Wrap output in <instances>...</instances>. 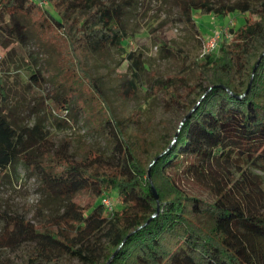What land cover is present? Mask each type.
Masks as SVG:
<instances>
[{
  "label": "trees",
  "instance_id": "obj_1",
  "mask_svg": "<svg viewBox=\"0 0 264 264\" xmlns=\"http://www.w3.org/2000/svg\"><path fill=\"white\" fill-rule=\"evenodd\" d=\"M131 2L0 0L5 47L41 38L42 53L50 54L49 41L58 54L57 71L45 65L43 72H29L54 85L45 108L49 114L56 110V123L67 125L74 94H90L110 111L107 122L118 147L115 158L94 149L76 157L69 140L54 144L44 112L32 124L25 122L2 76L21 65L12 58L14 47L9 48L0 61V178L21 162L37 177L43 196L58 206L43 223L17 213L2 216L0 247L33 242L41 253L57 252L86 264H264V187L260 176L250 172L264 166V0L179 1L180 17L198 35L193 12L225 16L239 11L246 17L203 63L209 76L206 84L191 88L192 105L184 94L185 75L152 77L165 107L188 109L173 139L153 155L145 137L130 132L113 113L101 76L93 70L95 61L132 36L124 20ZM126 57L137 79L142 55L132 50ZM132 75L126 97L135 85ZM59 89L65 92L62 99L56 98ZM219 163L234 165L237 173L226 167L215 172ZM180 170L212 181L214 198L185 190L178 182ZM111 191L121 207L108 217L101 196ZM78 194H86V200ZM105 227L100 244L96 237Z\"/></svg>",
  "mask_w": 264,
  "mask_h": 264
},
{
  "label": "rangeland",
  "instance_id": "obj_2",
  "mask_svg": "<svg viewBox=\"0 0 264 264\" xmlns=\"http://www.w3.org/2000/svg\"><path fill=\"white\" fill-rule=\"evenodd\" d=\"M180 0H132L127 5L125 24L132 36L122 41L119 47L111 49L105 56L95 61L94 73L101 76L102 84L110 99L113 113L123 119L130 132L140 138L145 137L146 146L150 154L160 151L168 141L173 139L179 126L188 115L186 107L164 106L163 95L158 93L152 83L155 74H183L189 79V86L184 90L189 103L193 104L198 84H206L209 71L203 66L217 49L209 52V56L202 54L203 43L215 30L219 28H237L244 23L246 12L234 11L225 16L213 13L200 15L193 12L200 35L187 25L179 14ZM236 0H229L234 2ZM255 2L257 0H247ZM216 3L217 0H210ZM44 6L54 13L49 4ZM34 34V31H32ZM230 37H224L228 39ZM5 35L0 32V61L4 53L12 46V58L21 62L20 68L4 71L2 74L7 84L12 86V95L19 100L17 113L28 124L34 122L36 114L44 112L48 122L46 128L50 131L53 142L58 145L69 140V151L76 157L83 156L89 149L102 152L107 157H117L118 147L112 123L107 122L111 117L106 105L97 100V97L87 93L73 95V102L67 112V125H61L54 120L58 116L55 109L46 110V100L53 96L54 85L44 77L36 79V74H29L35 68L48 65L50 71H57L60 67L58 54L54 46L45 39L50 54L42 53L41 38H31L26 45H16L15 42L4 46ZM134 51L142 55L143 67L138 71L137 79L132 75L133 65L126 57L127 52ZM47 53V52H46ZM208 54V53H207ZM47 61V62H46ZM16 63V65L18 64ZM30 67V69L28 68ZM36 70V69H35ZM1 72V71H0ZM136 80L132 84L129 97L125 92L129 90V80ZM65 92L59 89L56 98L62 99ZM127 95V96H128ZM77 103L80 107L77 106ZM264 100V98H263ZM173 141V140H172ZM151 155V156H152ZM226 165V166H225ZM226 167L235 171L230 164H214L215 172H223ZM179 184L191 194L213 199L212 181L209 179L192 178L184 170L178 171ZM237 173V171H235ZM250 172L258 174L264 187V166L250 168ZM81 201H85L86 194H78ZM113 209L121 207L116 191L109 194ZM57 203H52L44 197L37 177L18 162L10 169L9 175L0 178V228L2 216L15 213L24 216L33 223H43L50 219L49 215L57 209ZM61 206L59 207V209ZM105 214L109 217L110 212ZM98 234L96 242H105V230ZM86 264L76 257L60 255L57 252L41 253L33 242H25L17 247H0V264Z\"/></svg>",
  "mask_w": 264,
  "mask_h": 264
},
{
  "label": "built area",
  "instance_id": "obj_3",
  "mask_svg": "<svg viewBox=\"0 0 264 264\" xmlns=\"http://www.w3.org/2000/svg\"><path fill=\"white\" fill-rule=\"evenodd\" d=\"M229 35V30L226 28H219L218 30H215L213 34L203 43L202 54H207L214 49H217L222 39ZM101 203L105 206L106 211L111 213L113 205L109 194H103L101 196Z\"/></svg>",
  "mask_w": 264,
  "mask_h": 264
},
{
  "label": "water",
  "instance_id": "obj_4",
  "mask_svg": "<svg viewBox=\"0 0 264 264\" xmlns=\"http://www.w3.org/2000/svg\"><path fill=\"white\" fill-rule=\"evenodd\" d=\"M254 69H255V67H254ZM152 191H153L154 196L157 197V193H156V191H155L154 186H152ZM157 209H158V205H157Z\"/></svg>",
  "mask_w": 264,
  "mask_h": 264
}]
</instances>
